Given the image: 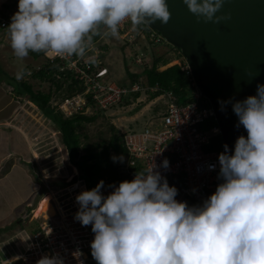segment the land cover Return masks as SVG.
<instances>
[{
	"label": "clouds",
	"instance_id": "9594fccd",
	"mask_svg": "<svg viewBox=\"0 0 264 264\" xmlns=\"http://www.w3.org/2000/svg\"><path fill=\"white\" fill-rule=\"evenodd\" d=\"M183 3L198 21L220 23L231 18L230 13L217 15L225 0ZM170 17L167 0H18V10L5 33L16 57L43 52L45 58L55 61L61 58L50 57H84L101 26L117 37L118 26L125 19L136 29L157 21L166 24ZM162 38L160 34L155 43ZM99 41L92 44L100 51L98 59L103 56L98 67L106 72L101 79L109 82V63ZM89 59L95 62L94 57ZM23 76L18 71L15 78ZM219 103L221 111L231 103L238 117L236 127L243 126L247 135L237 137L234 152L223 145L224 151L218 155L220 182L202 202L189 205L178 200V188L154 170L155 164L137 171L132 180L109 185L113 190L107 195L101 180L75 197L79 210L74 219L82 226L91 225V255L97 264H264V84L257 85L255 95ZM72 166L81 179L78 168ZM161 167H169L167 158ZM208 167L211 170L216 165ZM36 264L64 261L59 255H46Z\"/></svg>",
	"mask_w": 264,
	"mask_h": 264
},
{
	"label": "rangeland",
	"instance_id": "374dc122",
	"mask_svg": "<svg viewBox=\"0 0 264 264\" xmlns=\"http://www.w3.org/2000/svg\"><path fill=\"white\" fill-rule=\"evenodd\" d=\"M10 5H12L11 10H5L4 7L1 10L3 12L11 11L14 14L18 10V3H15L14 0ZM129 20L125 19L119 24V35L117 37H113L109 30L105 29L104 36L99 41V45L108 44L109 47V50L105 52L110 73L109 82L104 83L107 87L116 86L119 89L129 90L132 84L130 83L128 70L141 74L145 68L144 66L151 65L152 51L154 50L159 55L168 53V55L175 56L176 54L172 50L175 47L167 41L154 49L149 46L146 40H142L145 43V48L136 45L133 37L136 31L133 26L124 33L120 31V28H123L125 22ZM137 33L141 35L140 30ZM143 39H145V36H143ZM88 57H85V60ZM44 59L36 60L30 54L25 58L16 57L10 47L9 35L5 32L0 33V162L4 166V169H0L5 170L4 173L8 172L7 176L0 181V218H2L7 206L15 204L12 223L10 225L9 223L7 225L6 223H0V262L6 261L8 257H11L8 262H11L16 258L15 254L20 256L31 247L26 235L29 233L28 231L35 226L44 224L43 222L49 219L55 218L57 214L55 204L50 203L54 194L50 193L49 190L58 191L60 184H65L64 182L71 180L76 174L75 171H77L69 162L67 152L61 144V134L56 126L44 116V113L26 95L21 96L15 93L21 80L15 78L16 73L23 71L24 76L22 79L29 80L26 68H37L41 66ZM175 64H181L185 67L187 65L185 60L176 59L167 66H160V70ZM141 80L145 81V77H141ZM32 83L37 90L48 91L51 87V83L48 81L34 80ZM139 87L141 89V86ZM97 90L99 89L94 91V95L99 100L84 90L81 94L70 97L69 101L64 99L61 103L62 98L56 96L52 101L53 107L58 106V110L62 111L67 118L73 116L75 109L81 108L84 104L88 106V109L82 113L84 115L92 116L97 114L98 111L103 112L104 116L96 122L84 123L77 127L78 133L87 134L90 137L89 141L92 142L97 140L96 135L100 132H102L105 139H109L110 125L115 126L123 133L132 129L135 131L143 129L145 125L150 127L152 122L159 118L160 113H163L167 108L169 102L165 95L150 100L148 98L150 94L144 86L139 90L141 92L140 97L134 99V93L126 96L131 104L117 106L114 101L112 105L109 106L108 104V108L103 109L99 108L101 106L99 101L102 100L101 103L106 105L112 97L109 94L104 97ZM123 95L125 96V94ZM89 98L94 102V106L89 103ZM115 99L119 98L116 97ZM74 103L78 107L73 106ZM9 126L13 128L9 129ZM14 127H16L17 132ZM82 140L85 143L84 137ZM24 142L27 145L26 147ZM15 147L19 152L22 149L24 150L23 154L26 157L24 160L27 161L24 164L25 167L19 164L23 154L17 151L19 155L13 156L16 153L15 151L12 156H7ZM13 161L16 163L14 166H12ZM32 188L35 193L38 189L39 194L42 195L38 202L40 206L37 205V209L35 208L36 210L34 209L31 213L30 210L35 207L38 199L34 200L30 205L31 207L25 206L27 209L17 214V207L22 200H27L26 197L29 196ZM16 216L18 220H16ZM27 217L28 224H26Z\"/></svg>",
	"mask_w": 264,
	"mask_h": 264
},
{
	"label": "built area",
	"instance_id": "2783aa9c",
	"mask_svg": "<svg viewBox=\"0 0 264 264\" xmlns=\"http://www.w3.org/2000/svg\"><path fill=\"white\" fill-rule=\"evenodd\" d=\"M10 23L11 19L0 17V33L8 32L7 26ZM99 53V49H94L91 42L84 57L64 55L50 58H61L63 74L66 73L65 61H68V69L74 72V78L84 85L85 91L92 94L95 99H98L94 95L96 89H99L97 91L104 97L111 95L112 99L106 105L101 103L102 100L99 101L101 104L99 108L106 109L108 104L110 106L114 101L115 103L120 101L124 97L123 94L137 91L139 87L133 86L128 90L105 86L107 82L101 78L106 70L99 69L98 65L93 67V62L89 59L94 57L97 60ZM87 56L89 57L85 60ZM61 74L57 75V79H63L64 75ZM165 96L169 102L160 118L143 131L124 133L123 142L127 153L122 156V161L117 159L112 174L106 176L102 188L105 195L113 190L109 185L118 186L123 180H132L137 171L152 167L154 164L157 166L154 170L160 171L170 185L178 188L177 199L187 201L189 205L202 202L215 191L220 182L218 155L223 149L207 150L206 146L213 137L221 135L220 130L218 127L209 131L199 128V124L208 118L211 112L200 108L198 100L201 96L198 92L194 93V102L186 105L180 104L172 93ZM116 97L119 99H115ZM73 106L78 107L76 103ZM87 109L88 106L84 104L81 108H76L72 115L82 114ZM165 158L169 161L167 169L161 167ZM213 164L216 167L210 170L208 166ZM77 177L78 175H74L71 180L64 182L65 184H60L58 191L49 190L54 194L50 203L55 204L57 214L55 218L28 231L26 235L32 248H28L20 256L15 254L16 258L11 262H8L11 257H8L0 264H36L46 255L49 257L59 255L64 264H97L91 255L90 242L94 239L91 225L82 226L74 219L75 213L79 210L75 197L81 191L88 190L86 181L76 180Z\"/></svg>",
	"mask_w": 264,
	"mask_h": 264
},
{
	"label": "trees",
	"instance_id": "16d2710c",
	"mask_svg": "<svg viewBox=\"0 0 264 264\" xmlns=\"http://www.w3.org/2000/svg\"><path fill=\"white\" fill-rule=\"evenodd\" d=\"M6 10L11 6L6 5ZM2 17L10 19L12 14L7 12L0 11ZM132 25L131 21L125 22L123 28H120V31L124 33ZM105 27L101 26L99 29L100 34L93 37L92 43H97L104 35ZM138 30L141 31V35H138ZM136 34L134 37V43L136 45H141L145 48V43L142 40H146L151 48L162 45L165 40L161 39L159 43H155V38L160 37V33L154 32L152 29H149V26L146 24H140L136 26ZM153 34V35H152ZM145 36V39H143ZM127 43V42H126ZM129 43V42H128ZM102 45L101 49L105 52L109 50V47ZM171 47V46H170ZM172 48V47H171ZM152 50V49H151ZM171 50V49H170ZM175 51V56L165 54H157L156 51H152V60L151 65L144 66V70L141 74H136L130 72L128 69V75L130 78V83L132 86L139 85L141 89L145 86L149 92V99L153 100L160 96H163L168 93H172L178 102L182 105L189 104L194 102V91L196 88L194 86V80L192 75L189 72L188 65L182 66L181 64H175L169 66L164 70H160V66H167L173 60L182 59L185 60L181 51L177 48H173ZM29 54L36 60L45 58L43 52H32ZM103 56L101 55L99 59L95 60L93 67H96ZM186 63V61H185ZM106 64V63H105ZM66 73L63 74L61 71V60L56 59L52 61L48 58H45L41 66L37 68H26L27 77L30 79H21L18 83V87L15 93L18 95L26 97L35 104V106L44 113V116L49 119L58 129L61 134V144L67 152L69 162L76 166L79 170V175L81 179L86 181L88 190L95 187L101 180H105L106 176L112 174L115 163L117 159L123 155H126V150L122 145V140L124 134L118 130L115 126L110 125V137L105 139L102 132L96 135L97 140L94 142L89 141L90 137L87 134H79L77 127H80L84 123H94L100 117L104 116L103 112L98 111L97 114L92 116H87L84 114H75L71 117H65L62 111L58 110V106L53 107L52 101L54 97L62 98L61 103L66 98L73 97L77 94L82 93L85 90V86L82 85L78 80L74 78V72L68 69V62L65 61ZM62 73L63 79H57V75ZM61 74V75H62ZM109 75L106 77L108 78ZM141 77H145V81L141 80ZM32 80V81H31ZM48 81L51 83V87L48 91L37 90L33 85V81ZM104 79L103 81H105ZM139 89V90H141ZM132 91L134 93V99L140 97L141 92ZM130 93L126 94L121 98L120 101L114 103L117 106H126L131 104V102L126 98ZM60 103V104H61ZM89 103L94 106V102L89 98ZM198 104L201 109H208L211 114L206 118L202 123L199 124V128L203 131H209L212 128L218 127L214 116L211 111L209 102L204 98L200 97ZM161 113L159 118L161 117ZM147 128V125L143 129L135 131L134 129L129 132H138L143 131ZM85 138V143L82 138ZM222 148V139L221 135L213 137L210 143L206 146L207 150L221 151ZM117 157L116 160H113V157ZM42 198L39 197L37 202ZM37 204V203H36Z\"/></svg>",
	"mask_w": 264,
	"mask_h": 264
},
{
	"label": "water",
	"instance_id": "95a60500",
	"mask_svg": "<svg viewBox=\"0 0 264 264\" xmlns=\"http://www.w3.org/2000/svg\"><path fill=\"white\" fill-rule=\"evenodd\" d=\"M166 24L148 25L184 56L200 95L210 104L223 145L234 152L237 137L247 135L231 103L221 111L220 100H242L264 84V0H225L220 12L231 18L220 23L198 21L183 0H167Z\"/></svg>",
	"mask_w": 264,
	"mask_h": 264
},
{
	"label": "crops",
	"instance_id": "0c3cea01",
	"mask_svg": "<svg viewBox=\"0 0 264 264\" xmlns=\"http://www.w3.org/2000/svg\"><path fill=\"white\" fill-rule=\"evenodd\" d=\"M13 1L14 0H0V11H1V9H3V7H4V9L6 8L5 6L6 5H10V3H13ZM15 3H18V0H15ZM11 6V8H12V5H10ZM11 8L10 9H8V10H11ZM6 10V9H5ZM8 14H12L13 15V12H11V11H9V12H7ZM1 15V14H0ZM5 128V127H4ZM12 129L13 127H11V126H9V129ZM14 129H15V131H16V127H14ZM17 132V131H16ZM26 139V138H25ZM24 139V140H25ZM26 141V140H25ZM27 143V142H26ZM24 146L26 147L27 145L25 144V142H24ZM16 151V153H14L13 154V156L14 155H19V153L20 154H23L24 153V150L22 149L20 152L18 151V149L15 147V149L13 150V151H11L7 156H12V153L13 152H15ZM19 153H18V152ZM14 159H15V157H14ZM22 160L19 162V164L21 165V166H24L25 167V162H27V161H25L24 159H26V157H25V155L23 154L22 155V158H21ZM14 164H16L15 163V161H13V165L12 166H14ZM0 168H3L4 169V166L2 165V162H0ZM3 169H0V181H2V179H3V177L5 178L6 176H7V174H8V172H6V173H4L5 172V170L3 171ZM4 173V174H3ZM75 173H76V171H75ZM42 195H40L39 194V191H38V189L36 190V193H35V190H33V188H32V190L30 189V194H29V196H27L26 198H27V200H22L21 201V203L19 204V206L17 207L18 209V213L17 214H19V213H22L21 211L22 210H26L27 208H25V206H27V207H29L32 203H33V201L34 200H37V199H39V197H41ZM49 198L51 199V197L49 196ZM14 206H15V204H13L12 206L10 205V206H7V208H6V210H5V212L2 214V218H0V223H6V225L9 223V225L12 223L11 221L13 220V218H12V214H13V212H14ZM38 206H40V204L38 205ZM37 206V207H38ZM37 209V208H36ZM35 209V210H36ZM16 210V211H17ZM16 220H18V218H17V216H16Z\"/></svg>",
	"mask_w": 264,
	"mask_h": 264
},
{
	"label": "bare ground",
	"instance_id": "6f19581e",
	"mask_svg": "<svg viewBox=\"0 0 264 264\" xmlns=\"http://www.w3.org/2000/svg\"><path fill=\"white\" fill-rule=\"evenodd\" d=\"M44 223V222H43Z\"/></svg>",
	"mask_w": 264,
	"mask_h": 264
}]
</instances>
